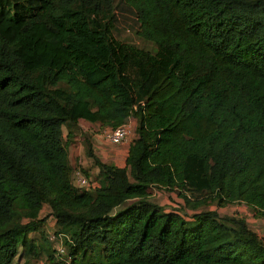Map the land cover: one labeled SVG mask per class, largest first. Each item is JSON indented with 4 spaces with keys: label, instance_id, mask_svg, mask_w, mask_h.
<instances>
[{
    "label": "trees",
    "instance_id": "1",
    "mask_svg": "<svg viewBox=\"0 0 264 264\" xmlns=\"http://www.w3.org/2000/svg\"><path fill=\"white\" fill-rule=\"evenodd\" d=\"M123 1L154 54L111 36V0H0V264L38 257L44 204L68 264H264L245 217L150 197L264 217V0ZM129 118L124 165L85 139L96 185L75 187L77 120Z\"/></svg>",
    "mask_w": 264,
    "mask_h": 264
},
{
    "label": "rangeland",
    "instance_id": "2",
    "mask_svg": "<svg viewBox=\"0 0 264 264\" xmlns=\"http://www.w3.org/2000/svg\"><path fill=\"white\" fill-rule=\"evenodd\" d=\"M110 14H112L110 20V34L111 36L118 40L119 42L126 43L132 46H135L139 49L147 51L151 54H154L156 51V47L154 43L141 38L139 35L136 34L138 30V23L135 18V13L131 7L126 5L123 0H111L110 6ZM86 123V121H83ZM62 135L65 137L67 132L66 128L62 126ZM96 128L93 130L95 131ZM93 131H87L86 125L83 123L77 124L76 128L73 129L71 133V138L67 141L66 148H67V158L68 162L71 166V172L76 170L83 171L87 176L91 178H95L96 173L98 172V167L93 164L92 160L89 159L85 155V139H91V135ZM99 131L102 134V127H99ZM133 137V129L131 135L125 140L124 142H129ZM123 142V143H124ZM118 144V145H111L116 147L119 153V160L116 161L118 163H122L123 154L122 148L120 146H125V144ZM109 150V149H108ZM104 158V157H103ZM102 161L101 159H99ZM115 161V160H114ZM72 172V174H73ZM189 203L186 205L183 204V201L175 195V193H166L163 191H159L157 189L150 188V197L151 199L164 207L167 210L172 209H179L180 211L186 212V214L190 215L194 211H203V210H216L219 215H237L245 217L248 221V225L251 226L253 222L249 221V219L253 216V213L250 209L246 208L241 203H233L224 207H216L212 203L207 204H199L197 209L194 210L195 207L192 206L194 200L196 199L195 196L188 194ZM198 197L197 200H199ZM184 207V208H182ZM39 218H43L40 223V231H42L43 236L41 237L40 231L38 232H31L28 234V237L33 240V242L37 245L38 249V257L36 259H32L31 264H52L54 260L48 261L47 260V251L46 247L49 248L53 252V256L55 259L54 264H68V258L64 257V255L57 256L55 254V242L48 241L46 236H50L55 232L56 226L54 225L53 217L49 213V209L47 205H43L39 215ZM252 227V226H251ZM256 231L262 230L261 225H255L252 227ZM61 242V237H60ZM46 244V246H45ZM40 248V249H39ZM44 251H43V250ZM24 259L17 260L16 258L13 261V264H22Z\"/></svg>",
    "mask_w": 264,
    "mask_h": 264
},
{
    "label": "crops",
    "instance_id": "3",
    "mask_svg": "<svg viewBox=\"0 0 264 264\" xmlns=\"http://www.w3.org/2000/svg\"><path fill=\"white\" fill-rule=\"evenodd\" d=\"M132 129L134 131L135 128V124L136 121L133 118H129L128 119ZM85 120L82 119H78L77 120V124L79 125L80 123H83L84 125H86V129L89 132L90 130L93 131L95 128L96 130L93 131L92 135H91V147H92V152L94 153V155L98 158L101 159L103 163H108V164H113L116 166H123L124 165V158L126 155V151H127V147H128V143L130 142H124L123 144H125V146H120L122 148V153L123 154V158H122V163H118L116 161L119 160V153L117 151V149H115L116 147H113L111 145H109L110 143H108L101 135L100 131H99V125L98 123H91L86 121L83 122ZM109 149V150H108ZM104 157V158H103ZM115 160V161H114ZM69 163V162H68ZM248 220L246 219V222ZM249 221L253 222V224L251 225L252 227L255 225H261L262 230L260 231H256L254 230L251 226H249L250 228H252L255 232H257L260 236H262L264 238V217H256V216H252ZM248 224V223H247Z\"/></svg>",
    "mask_w": 264,
    "mask_h": 264
},
{
    "label": "built area",
    "instance_id": "4",
    "mask_svg": "<svg viewBox=\"0 0 264 264\" xmlns=\"http://www.w3.org/2000/svg\"><path fill=\"white\" fill-rule=\"evenodd\" d=\"M132 133V126L129 121L118 125L117 127L110 128L108 126L102 127V137L112 145H118L123 143ZM72 184L75 187L83 189H91L95 187V182L88 176L84 175L80 170H76L71 175ZM49 241L55 242V254L63 255L64 247L62 246L59 237L56 238L53 234L48 236Z\"/></svg>",
    "mask_w": 264,
    "mask_h": 264
},
{
    "label": "clouds",
    "instance_id": "5",
    "mask_svg": "<svg viewBox=\"0 0 264 264\" xmlns=\"http://www.w3.org/2000/svg\"><path fill=\"white\" fill-rule=\"evenodd\" d=\"M81 171V170H80ZM73 172V171H72ZM83 173V172H82ZM71 175H72V173H71Z\"/></svg>",
    "mask_w": 264,
    "mask_h": 264
}]
</instances>
